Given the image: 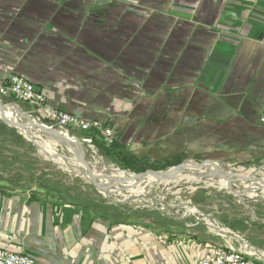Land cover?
Wrapping results in <instances>:
<instances>
[{
	"label": "crops",
	"instance_id": "0c3cea01",
	"mask_svg": "<svg viewBox=\"0 0 264 264\" xmlns=\"http://www.w3.org/2000/svg\"><path fill=\"white\" fill-rule=\"evenodd\" d=\"M25 1L0 0V81L26 78L127 150L160 140L168 154L264 163V0ZM44 193L0 181V248L39 264H198L220 246L201 227Z\"/></svg>",
	"mask_w": 264,
	"mask_h": 264
},
{
	"label": "rangeland",
	"instance_id": "374dc122",
	"mask_svg": "<svg viewBox=\"0 0 264 264\" xmlns=\"http://www.w3.org/2000/svg\"><path fill=\"white\" fill-rule=\"evenodd\" d=\"M95 1L97 0H94L93 3ZM60 2H64V0H26L25 4L26 6H64ZM3 103L9 107L15 106L25 113L32 110L26 102L16 99L9 103ZM6 112L12 113L8 110ZM19 118L20 122H26V119H23L21 115ZM17 130L26 140L25 146L19 150L22 155L21 168L27 169L28 172L36 174L40 178L61 184L63 188L69 190L72 196L79 195L80 198L90 196L92 199L104 202V206L110 208L105 212L106 215L112 214L116 217L117 207V210L126 218L132 219L134 218L132 216H136L137 221L144 222L151 227L162 226L165 228L167 226L169 229L201 227L209 238L218 242L220 246L243 248L245 244H249L264 253V191L260 188L250 187L248 185L251 183L250 181L241 182L234 178L228 187L222 184L221 177L216 173L213 174L207 170L186 169L182 175L167 181L154 180L156 178L154 174L146 175L145 181L141 182L136 190L119 189L117 181L114 182L115 187L104 190L102 188L107 184V178L101 180L97 177L100 187L96 186L77 156L66 145L58 141L56 144L53 141L55 137L45 135L35 127L28 130L30 136L23 130ZM67 134L80 142L85 138L92 137L91 146L81 142L82 148L79 151L84 153L86 160L92 165V171L97 172L95 175H114L121 171L134 175L139 174L124 166L119 153L141 159L147 165H169L166 170H156L160 172H166L172 167L180 165L181 163L178 162L184 159L189 162L190 166H192L190 162L195 164L213 160L205 152L195 155L182 154L181 152L164 153L160 140L146 141L137 150H127L123 141L118 140L116 130H114V142L116 141L119 145L114 148H112V145H115L114 142L107 145L101 136L93 133L69 130ZM172 141L170 140V142ZM47 146L54 147L57 155H49ZM108 149H112V151L107 153ZM19 164L17 162L16 166ZM218 165L226 171L239 175L252 174L257 178H264V163L246 164L239 160H229L218 162ZM15 172L17 171L12 170L4 178H11V185L17 183L19 186H26L28 184H25L26 180L20 181V183L14 181L16 180L14 179ZM28 172L25 173L26 177ZM43 192L50 197L65 201L59 193L47 190H43ZM160 216L162 220H160Z\"/></svg>",
	"mask_w": 264,
	"mask_h": 264
},
{
	"label": "built area",
	"instance_id": "2783aa9c",
	"mask_svg": "<svg viewBox=\"0 0 264 264\" xmlns=\"http://www.w3.org/2000/svg\"><path fill=\"white\" fill-rule=\"evenodd\" d=\"M8 98L10 102L16 99L29 104L32 110L28 114L32 120L48 128L66 133L69 130L93 133L101 136L107 145L114 142V129L111 126L100 120H88L50 107L46 103L45 93L20 75L11 74L6 80L0 81V103ZM92 141V137H89L81 142L91 146ZM0 264L39 263L27 254L0 248ZM198 264H264V253L249 244L243 248L219 246L211 256L202 258Z\"/></svg>",
	"mask_w": 264,
	"mask_h": 264
},
{
	"label": "trees",
	"instance_id": "16d2710c",
	"mask_svg": "<svg viewBox=\"0 0 264 264\" xmlns=\"http://www.w3.org/2000/svg\"><path fill=\"white\" fill-rule=\"evenodd\" d=\"M25 144L26 140L22 137L18 130L16 128L8 126L0 119V181L8 182L11 185L12 179H5L4 176L10 174L12 170L17 171L15 172L14 179L16 180L14 181L20 183V181L26 180L27 182L25 184H28L22 187L16 183L12 186L19 187L22 189H41L45 191L47 190L49 192L59 193L67 202L79 203L81 205L90 207L93 211L98 214L106 215L105 212L110 210V208L104 206V202L92 199L90 196H87L85 198H80L79 195L72 196L69 193V190L63 188L61 184L51 182V180L40 178L38 175L28 172L27 169L25 170V168H21L22 155L19 153V150L20 148H23ZM113 144L115 145H112V148L117 147L119 145L116 141ZM26 151H28V148H26ZM110 151H112V149H108L107 153ZM119 155L122 157L124 166L136 173L144 172L147 170H166L169 167V165L165 164H158L156 166L147 165L146 163H143L141 159L122 153H119ZM183 161H185V159L180 160L178 163L180 164ZM17 162L18 164L21 163L19 164L20 167L16 166ZM26 172H28L27 177L25 176ZM109 215L112 214H108L107 216ZM116 216H121V219L125 218L124 214L120 213L119 210H117V207ZM160 220H162L161 216Z\"/></svg>",
	"mask_w": 264,
	"mask_h": 264
},
{
	"label": "bare ground",
	"instance_id": "6f19581e",
	"mask_svg": "<svg viewBox=\"0 0 264 264\" xmlns=\"http://www.w3.org/2000/svg\"><path fill=\"white\" fill-rule=\"evenodd\" d=\"M3 103V102H2ZM4 104V103H3ZM27 105V104H26ZM29 105V104H28ZM6 109V108H5ZM7 110L8 111H10V112H12V113H7L6 112V116L9 118V119H12V120H14V121H16V122H19V123H22V122H20L19 120H20V118H19V116H20V110L19 109H17L15 106H10L9 108H7ZM30 120V119H29ZM23 121V120H22ZM32 122V121H31ZM29 123L30 122H27V123H24V124H26L27 126H28V129L27 130H24L27 134H28V136H30V133H29V129L30 128H33L32 126H30L29 125ZM23 124V123H22ZM37 129V128H36ZM38 130V129H37ZM39 131V130H38ZM69 135L66 133V132H63V137L64 138H67ZM51 139H52V137H50ZM64 138H62V137H55V139H53V141L57 144L58 142L59 143H61V144H64V145H66L67 147H69V149L71 150V152L73 151L74 152V150H76L77 152H80L79 151V149H81L82 148V146L81 145H79V147L78 146H75V144L73 145L72 143H70V142H68V141H66ZM58 141V142H57ZM48 150H47V152H49L48 154L49 155H51V156H55V155H57V151H56V149L54 148V147H49V146H47L46 147ZM76 157V156H75ZM190 164L192 165V166H189L188 168H184V167H179V168H177L175 171H173V174H172V176L171 177H169V176H167V178H165V179H157V178H155L154 180H157V181H160V180H172V179H174V177H176V176H180V175H182V173L186 170V169H195L194 167H193V165H194V163L193 162H190ZM206 169H205V168ZM204 167H202V169H199L200 171H205V170H207V171H211V173H215L216 172V170H217V168H218V166H215L214 164H212V163H208V164H206ZM95 173H97L96 171H95ZM95 173L93 172V174L95 175ZM149 174H151V173H148L147 175H149ZM167 175V174H166ZM96 177H98L99 179H103V178H107V180H108V182H107V184L106 185H104L103 187L106 189V190H108V189H110V188H112V187H115L116 185H114L115 183V181H117L118 183H119V186H120V188L119 189H121V188H125L126 190L127 189H134V190H136L137 188L136 187H138V185L141 183V182H143V181H145V179H141V180H139L138 178H136L135 177V175L134 174H132V173H125V172H123V171H121V172H119L118 174H112V175H95ZM241 176H244L245 178L246 177H248V178H253V179H251V180H249L251 183L250 184H248L250 187H252V188H260V189H262L263 191H264V178L263 179H261V178H257L256 176H253L252 174H243V175H241ZM255 177V178H254ZM245 178H243V177H240V178H235V179H237V180H240L241 182H245V181H247ZM232 179H234L232 176H225V177H221V181H222V184L223 185H225V186H228L229 187V185H230V182H231V180ZM154 180H148V181H154ZM253 185V186H252ZM231 187V186H230ZM117 190V189H116Z\"/></svg>",
	"mask_w": 264,
	"mask_h": 264
},
{
	"label": "water",
	"instance_id": "95a60500",
	"mask_svg": "<svg viewBox=\"0 0 264 264\" xmlns=\"http://www.w3.org/2000/svg\"><path fill=\"white\" fill-rule=\"evenodd\" d=\"M7 100L9 101V98ZM7 108H9L8 105H4V104L0 103V117L7 125L24 131V130L28 129V126L26 124H24V123L30 122L29 123L30 126L37 128L40 132L44 133L45 135L64 138L62 132H59V131H57L55 129H52V128H48V127L44 126L43 124H40L38 122L33 121L28 113L20 111V115L22 116V118L26 119V122H22L23 124L19 123V122H16V121H14L12 119H9L6 116ZM64 139L66 141L72 143L73 145L75 144V146H78V147H79V145L82 146V143L80 141L75 140V139L71 138L70 136H68L67 138H64ZM73 153L77 156V159L79 160V162H81L83 164V166L86 168L88 174L91 176V180L95 183L96 186L100 187V185L97 183V177L93 174L92 165L86 160V158L84 156V153L82 151L77 152L76 150H74ZM208 163H212L215 166H218V168H217L215 173L218 176H220V177H225V176H229L230 175L233 178H237V177L238 178H240V177L245 178L244 176H241V175H239L237 173H233L231 171H226L224 168H222L221 166L218 165V162L213 161V160H206V161H204L202 163H195L193 165V167L195 169H202V167H204ZM189 166H190L189 162H186V160H185L180 165L174 166V167H172L171 169H169L166 172H160V171H156V170H148V171L143 172V173L135 174V177L138 178L139 180H141V179H144V177L148 173H151V174H154V176L157 179H165V178H167V176L171 177L172 174H173V171H175L177 168H179V167L188 168ZM245 179L247 181H249V180H251L253 178L246 177ZM102 189L105 190V188H102Z\"/></svg>",
	"mask_w": 264,
	"mask_h": 264
}]
</instances>
